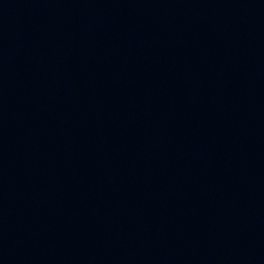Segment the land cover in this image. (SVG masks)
Returning a JSON list of instances; mask_svg holds the SVG:
<instances>
[{
    "label": "water",
    "instance_id": "obj_1",
    "mask_svg": "<svg viewBox=\"0 0 264 264\" xmlns=\"http://www.w3.org/2000/svg\"><path fill=\"white\" fill-rule=\"evenodd\" d=\"M247 0H0V264H218Z\"/></svg>",
    "mask_w": 264,
    "mask_h": 264
}]
</instances>
